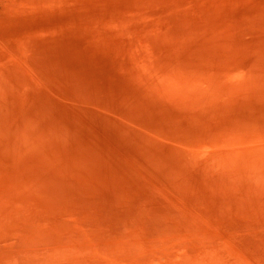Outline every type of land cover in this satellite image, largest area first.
<instances>
[{
	"label": "rangeland",
	"instance_id": "obj_1",
	"mask_svg": "<svg viewBox=\"0 0 264 264\" xmlns=\"http://www.w3.org/2000/svg\"><path fill=\"white\" fill-rule=\"evenodd\" d=\"M263 129L264 0H0V190L32 168L166 183Z\"/></svg>",
	"mask_w": 264,
	"mask_h": 264
},
{
	"label": "bare ground",
	"instance_id": "obj_2",
	"mask_svg": "<svg viewBox=\"0 0 264 264\" xmlns=\"http://www.w3.org/2000/svg\"><path fill=\"white\" fill-rule=\"evenodd\" d=\"M239 133L183 155L199 179L146 185L121 165L108 184L49 171L38 183L29 169L0 190V264H264V144Z\"/></svg>",
	"mask_w": 264,
	"mask_h": 264
}]
</instances>
